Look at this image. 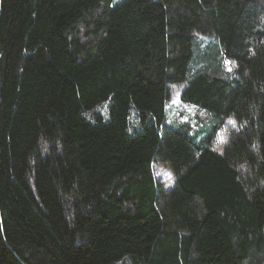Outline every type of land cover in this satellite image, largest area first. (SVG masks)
Here are the masks:
<instances>
[{
  "label": "trees",
  "instance_id": "trees-1",
  "mask_svg": "<svg viewBox=\"0 0 264 264\" xmlns=\"http://www.w3.org/2000/svg\"><path fill=\"white\" fill-rule=\"evenodd\" d=\"M0 264H264V0H0Z\"/></svg>",
  "mask_w": 264,
  "mask_h": 264
},
{
  "label": "rangeland",
  "instance_id": "rangeland-1",
  "mask_svg": "<svg viewBox=\"0 0 264 264\" xmlns=\"http://www.w3.org/2000/svg\"><path fill=\"white\" fill-rule=\"evenodd\" d=\"M204 44L208 41L207 38L199 37ZM183 85L169 86V100L166 105L167 124L175 126L178 123L190 122L193 129H197L202 125H207L209 122L208 115L193 106L183 103L180 99V93ZM235 124L232 120H228L225 128L221 130L216 137L214 149L217 152H222V148L228 141L230 130H234ZM153 171L157 181H160L166 189H171L175 185V175L172 171L162 165L153 164Z\"/></svg>",
  "mask_w": 264,
  "mask_h": 264
}]
</instances>
